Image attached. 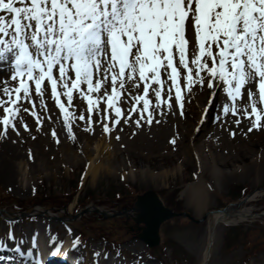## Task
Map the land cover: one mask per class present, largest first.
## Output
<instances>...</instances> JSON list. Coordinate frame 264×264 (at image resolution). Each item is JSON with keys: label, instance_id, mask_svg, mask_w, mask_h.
I'll return each instance as SVG.
<instances>
[{"label": "snow or ice", "instance_id": "6c2138e0", "mask_svg": "<svg viewBox=\"0 0 264 264\" xmlns=\"http://www.w3.org/2000/svg\"><path fill=\"white\" fill-rule=\"evenodd\" d=\"M0 73V138L20 136L17 120L30 132L27 113L37 131L45 119L61 123L74 145V127L110 140L124 126L160 124L158 116L186 120L194 89L225 94L213 125L235 138L230 126L247 120V136L264 130V0H0ZM51 136L61 143L55 128ZM36 241L25 253L0 240L12 253L0 264H26ZM59 253L54 246L49 255ZM35 256L32 264H44ZM93 256L98 264L101 253Z\"/></svg>", "mask_w": 264, "mask_h": 264}, {"label": "rangeland", "instance_id": "374dc122", "mask_svg": "<svg viewBox=\"0 0 264 264\" xmlns=\"http://www.w3.org/2000/svg\"><path fill=\"white\" fill-rule=\"evenodd\" d=\"M5 75V73H0V80L5 78ZM207 93V89L204 91L194 89L192 102L188 103V100H185L186 120L179 116L178 112L176 116L171 114L165 118L158 116L157 119L162 120L160 124L155 122L151 126L144 124L139 129L134 124L124 126V131L117 130L110 140L101 135L99 128L93 136L74 127L78 138L75 145L67 137L66 129L61 123H53L45 119L40 130L37 131L38 126L34 117L22 113L30 132H25L17 120L16 126L20 130V136L9 130L7 137L0 138V162L8 161L9 157H6L4 153L6 146L15 147L20 153V157L9 168L10 180H5L6 177L1 175L2 170L0 169V197L2 195L6 198L12 196L14 199L30 203L36 198L34 197L36 190L41 193L46 187L56 193H70L73 190L72 182L81 180V186H78V192L81 195L87 190H92V196H100L97 200L101 198L104 200L105 193L113 187V190L120 193L121 201L129 202L132 197L130 193L135 189L156 190L172 184L175 178L186 177V165L191 166L192 172L197 177L201 174L202 168L204 170L202 176L206 182L199 184V187L206 191L207 207L196 208L194 203L187 201L186 193L182 194L181 191L183 203L179 206L184 207L194 219H202L210 210L220 208L218 198L228 192L232 185L248 183L253 189L252 194L243 201L228 205L230 213L242 214L243 217L237 221V217L234 216L235 222L228 226L220 224L216 227L207 264H264V251H256L248 256L251 251L258 248L257 245L252 244L264 243V234H261L264 233V168L259 173L252 171L254 166H264V130L253 131L245 136L241 132V129L247 132L249 122L245 120L240 128L234 124L230 126V130L237 133L235 138H232L230 132L222 129L220 124L213 125L215 105L217 103L222 105L226 102V95L219 94L211 98L208 104L209 113L206 111L208 115L204 123L202 125L200 123L199 131H197L198 128L193 127L196 123L197 111L192 109H200L206 103ZM47 103L52 112L58 113L53 101L48 99ZM37 111L39 112V109ZM2 115L0 111V117ZM55 119V115H52V120L55 121ZM53 128L61 141L59 145L51 136ZM190 130L194 132L190 135L191 139L188 144L189 133L187 131L190 132ZM0 131H2V126H0ZM133 132L136 134L133 135ZM177 133H179V138H177ZM116 135H120V141H116ZM33 136L36 139H32ZM173 138H177L176 145L170 143ZM95 144H99L98 149L95 148ZM88 155L98 166L95 173L89 171L91 161ZM213 163L219 172L212 173ZM163 171L168 172L166 184L159 181V177L162 176L159 173ZM152 176L155 179H152ZM197 177L193 176L183 185V189L189 184L193 185ZM88 206L92 204L89 203ZM71 207L72 205L68 211L60 210L52 214L49 210L35 206L32 212L35 216H18L12 206H5L0 211L4 215L14 217L12 220L16 222L13 224L10 222L11 225L7 226L4 219H0L1 234L8 235L11 232L14 235L18 233V237H23V234L29 237L37 233L41 227V229H47L48 234H53V232L60 236L63 234L60 241L65 242L68 236L72 238L76 236V231L87 228L84 234L87 240L83 244L89 247L92 244L97 245L100 250L103 249L112 256L113 261L119 264H126L140 257L150 264L201 263L207 243L208 222L206 219L198 223L173 219L163 227L164 245L149 249L139 238L142 223L138 225L133 223L132 226V221L128 223L101 221L105 225L103 230L104 225L97 222L89 224L90 218L88 217L82 220L83 226L86 227L84 228L77 214L71 211ZM116 208L120 209V206H115ZM115 209L107 205L100 207V210L105 213L113 212ZM62 216L63 221H61ZM65 224L71 225L72 229L69 230ZM231 225L238 227L239 238H235L234 245H227L225 237ZM97 230L102 231V235H106L119 244L114 246L92 235V232ZM80 246L82 248V245ZM117 252L120 253L119 257H117Z\"/></svg>", "mask_w": 264, "mask_h": 264}, {"label": "bare ground", "instance_id": "6f19581e", "mask_svg": "<svg viewBox=\"0 0 264 264\" xmlns=\"http://www.w3.org/2000/svg\"><path fill=\"white\" fill-rule=\"evenodd\" d=\"M198 111V110H197ZM199 114V112H198ZM197 118L198 115H197ZM181 128V126H180ZM183 128V127H182ZM188 134V138H187V143L189 144L190 143V139H191V134H192V131L190 130V132L187 131ZM98 146L99 144H95V148L98 149ZM4 152V151H3ZM5 155L6 157L8 156V161L7 162H0V169L2 170L1 171V175L5 178V180H10V176H9V168L14 165L16 159H18L20 157V153L16 150L15 147H8L6 146L5 148ZM114 155H116L114 152H113ZM88 159L89 161H91L90 163V167H89V171H91L92 173H95L96 170H97V164L96 162L94 163L91 158L90 155H88ZM5 157V158H6ZM215 165V163H213V166ZM264 168L263 165H260V166H254L252 171L255 172V173H259L262 171V169ZM216 172H219V170L214 166L213 167V170H212V173H216ZM204 174V170L201 168V174L197 177L198 180L197 182H195L193 185L192 184H189L182 192L183 194H185L187 196V201H191L192 203H194L196 205V208H206L207 207V194H206V191L204 188H200L199 187V184H203L205 183V179L203 178V175ZM130 175L132 176V171L130 172ZM159 175H162L159 177V181L160 183H165L167 181V178H168V172L167 171H163V173H159ZM153 177V176H152ZM152 179H155L154 177ZM205 192H204V191ZM239 219L241 216V214L236 215ZM209 231H208V240H207V245H206V248L204 250V254H203V258L201 260V263L200 264H206V262L209 260L210 258V253H211V247H207L208 246V243H209V232L210 231H214L215 227L219 224V223H224V224H228L230 222H234V219H231L232 218V215H229L227 212L226 213H216V212H212L210 215H209ZM38 234L40 236L39 240L40 242H37V246L39 248V246H42V240L44 238L47 237V235H44V231L39 228V231H38ZM211 237V235H210ZM213 241V238L212 240ZM211 241H210V244H211ZM31 243V242H30ZM32 244V243H31ZM212 246V245H211ZM24 252H26L25 250H23ZM38 251V250H37ZM69 252H67L68 256L69 257H65V259L63 261H61V263L59 264H78L75 259L80 257V253L79 251L75 250L74 249V252H73V248L72 249H69L68 250ZM96 251H99V248L97 245H91L90 249L88 250V253L91 254V259L90 261L93 263V259H94V252ZM100 252V251H99ZM36 253V251H35ZM35 253H34V258H31V260H35L36 259V256H35ZM40 253V258H41V255H42V250L39 252ZM48 257V258H47ZM17 259H20V257H17ZM44 261V264H48L49 262H55L56 260H58V258H52L49 254L48 256H43V259ZM85 264H91L89 261H85L84 262ZM98 263H101V260L99 259L98 260ZM134 264H144L142 263L141 259H135ZM145 264H150V263H147L145 262Z\"/></svg>", "mask_w": 264, "mask_h": 264}, {"label": "water", "instance_id": "95a60500", "mask_svg": "<svg viewBox=\"0 0 264 264\" xmlns=\"http://www.w3.org/2000/svg\"><path fill=\"white\" fill-rule=\"evenodd\" d=\"M140 199L142 200L144 207L142 215L148 226L142 238L145 239L150 245L156 244L158 241V225L162 219L169 215V213L162 209V207L156 202L153 193H146Z\"/></svg>", "mask_w": 264, "mask_h": 264}]
</instances>
